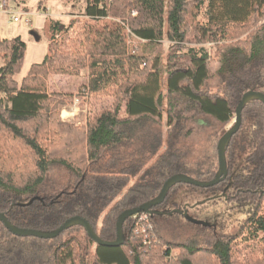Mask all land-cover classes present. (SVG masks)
<instances>
[{"label": "trees", "instance_id": "16d2710c", "mask_svg": "<svg viewBox=\"0 0 264 264\" xmlns=\"http://www.w3.org/2000/svg\"><path fill=\"white\" fill-rule=\"evenodd\" d=\"M204 3L205 23L198 24L196 15ZM84 10L67 26L48 19L45 58L31 66L20 84L15 76L26 44L17 37H0V213L17 228L41 232H52L77 216L101 240L113 241L118 216L155 198L163 183L179 173V164L170 165L175 126L209 116L221 126L220 138L243 94H264V0H85ZM133 39L135 44L129 41ZM163 42L169 43L166 49ZM190 44H211L214 55L203 48L185 50ZM85 69L87 83L76 93L50 92V76L79 77ZM213 78H218L215 89L209 86ZM74 98L87 106L83 125L59 117V109ZM102 99H110L111 107L95 111ZM163 118L169 127L167 152L144 170L162 145L157 125ZM139 125L158 128L154 144L144 148L147 152L140 146L130 150V130ZM225 156L224 181L208 189L175 185L155 207L172 214H148L154 228L149 244L143 245L138 232L144 213L124 222V243L118 248L96 246L80 226L43 240L14 236L0 223V264H240L232 255L234 240L264 234L260 102L244 106ZM54 166L67 171L65 182L52 174ZM216 170L212 162L202 181L213 179ZM191 192L208 197L202 205H196L202 200L177 201ZM220 202L246 216L239 233H219L217 218L189 216L192 209ZM185 207L196 221L198 240L189 245L177 242V235L170 240L158 236L154 220L192 223L174 212ZM254 259L245 264H264V258Z\"/></svg>", "mask_w": 264, "mask_h": 264}, {"label": "rangeland", "instance_id": "374dc122", "mask_svg": "<svg viewBox=\"0 0 264 264\" xmlns=\"http://www.w3.org/2000/svg\"><path fill=\"white\" fill-rule=\"evenodd\" d=\"M65 9L68 11L66 17L60 18V23L64 26H67L69 21L77 16H84L85 10V0H75ZM205 8L206 3L200 5L198 9V13L196 15V23H205ZM66 13V12H65ZM136 13L132 12V16H135ZM6 37L5 34H1V38ZM131 43H136V40H129ZM165 49L169 46L168 42H163ZM203 48L206 50L211 56L214 55V46L211 44H190L185 45V50L187 48ZM185 50H182L184 52ZM2 62H0V66ZM89 71L87 69L83 70L79 77H66V76H58L52 75L48 79V86L50 92L64 93V92H73L76 93L77 89L83 84L87 83ZM218 83V78H213L209 81V86L211 89H215ZM112 101L110 99H102L100 103L96 106L95 111H99L101 109H108L111 107ZM67 114V115H66ZM71 114V115H70ZM88 115L86 104H82L79 98H74L73 102L68 105H64L59 109V117L63 122L75 124V125H83L86 122V118ZM234 120V119H233ZM233 120L225 127V131L229 128ZM149 123H151L149 121ZM157 127L161 131L162 135V145L158 150L157 155L150 159L144 170L156 162L157 158L167 152L168 149V135H169V127L163 118L161 126ZM156 126L153 128H147L143 125L135 126L134 128H130L131 138L134 143L131 145L130 150H134L139 146L142 148L141 152H147V149L150 148L152 144H154L157 139V130ZM221 126L217 124L211 117L209 116H200L197 119L181 122L178 127H174L172 129V137L176 141L175 153L172 157L171 164H179L180 169H178V174H183L185 176L191 177L194 180L202 181L209 176L208 173V165L212 162L214 166H217V158H216V144L219 140V132ZM122 128H117L119 131ZM172 139V140H173ZM52 174L58 179L59 182L63 183L67 179V171L63 167L54 166L51 169ZM191 188V187H189ZM188 193V197L185 199H181L180 197L177 199L179 203L187 202L186 204H191L197 201H203L208 196L205 194L202 195H193ZM182 204V203H181ZM230 205V204H229ZM226 206L223 202L220 204H216L215 206L204 205L197 209H192L189 212V216L198 217L200 214L202 220L204 217L208 219L211 218V221H216L219 223V229L217 230L222 234H237L239 233L240 226L246 220V216L237 212V209L232 208L231 206ZM206 208V209H204ZM230 208V209H227ZM204 209V210H203ZM155 227L158 236H165V238L171 239L169 236H179L175 238L179 243L192 244V241L198 240V236L196 233L198 232L196 229L194 234V226L195 224L192 222H186L181 218H171L167 220H154ZM162 223L165 225L166 229L163 228ZM244 236H248L244 234ZM264 234L259 233L257 238L254 240L249 238L247 241H244L243 238L238 240H234L232 245L233 252L232 255L235 259L240 261V264H245V260L247 259H258L264 258ZM174 254V252H173ZM254 259V261H256Z\"/></svg>", "mask_w": 264, "mask_h": 264}, {"label": "water", "instance_id": "95a60500", "mask_svg": "<svg viewBox=\"0 0 264 264\" xmlns=\"http://www.w3.org/2000/svg\"><path fill=\"white\" fill-rule=\"evenodd\" d=\"M251 101H258L264 107V94L257 92V91H252V90L243 94L241 101L236 107L235 118L233 122L231 123L229 128L226 130V132L219 138L217 142V145H216L217 170H216V173L213 179H211L210 181H197L183 174H175L169 177L163 183L158 195L155 198H153L149 202L139 207L126 210L118 216L116 225H115L116 237L113 241L101 240L97 236V234L94 232L93 228L89 225V223L83 218H80L77 216L66 220L58 229L52 232H41V231H36V230L17 228L7 220L4 214H1V213H0V223H2L4 228L14 236L35 237V238L43 239V240L55 239L63 231H66L73 226H80L85 231L88 238L96 246L111 247V248L121 247L124 243V236H123V229H122L124 222L139 213H146L151 216H160L161 213L153 211L152 209L161 205L164 202L169 190L175 185L184 184V185L193 186L199 189H208V188L218 185L219 183L225 180L228 174L225 151H226L227 146L229 145V142L232 136L235 135L240 128L241 112L244 106ZM204 202L205 201H202L200 203H197L196 205H202L204 204ZM191 208H193V206ZM176 212L181 214L186 220L191 221V222H196L187 215L186 210H184L183 212H180V211H176Z\"/></svg>", "mask_w": 264, "mask_h": 264}, {"label": "crops", "instance_id": "0c3cea01", "mask_svg": "<svg viewBox=\"0 0 264 264\" xmlns=\"http://www.w3.org/2000/svg\"><path fill=\"white\" fill-rule=\"evenodd\" d=\"M8 2L9 6H14L17 0H8ZM67 7L69 5L61 0H26L22 3V8L31 14L32 24L30 26L14 24L9 20L5 10L0 9V37L1 34H5L6 37L2 39L7 40L17 37L26 44L21 71L15 76L18 84L21 83L32 65L41 64L45 58L48 19L60 22V18L66 17Z\"/></svg>", "mask_w": 264, "mask_h": 264}, {"label": "built area", "instance_id": "2783aa9c", "mask_svg": "<svg viewBox=\"0 0 264 264\" xmlns=\"http://www.w3.org/2000/svg\"><path fill=\"white\" fill-rule=\"evenodd\" d=\"M25 1L26 0H17V3L14 6H9V2L7 0H2L0 3V9L5 10L9 20L14 24H24L26 26H30L32 24L31 14L25 12L22 8V3ZM137 215H134L132 218L136 219ZM148 216V214L144 213L141 219L145 220V223L138 226V232L143 235V245L149 244L153 238L154 228L153 225L148 222ZM170 258L171 256H168V259Z\"/></svg>", "mask_w": 264, "mask_h": 264}, {"label": "flooded vegetation", "instance_id": "af4514ba", "mask_svg": "<svg viewBox=\"0 0 264 264\" xmlns=\"http://www.w3.org/2000/svg\"><path fill=\"white\" fill-rule=\"evenodd\" d=\"M153 211H158V210H156L155 208L154 209H152ZM184 210H186V212H187V207H185L183 210H181L180 212H183ZM176 211H179V210H175L174 212L175 213H177ZM159 212V211H158ZM170 211H167V212H165V213H161V214H164V215H171L172 214V212L171 213H169ZM179 216H182L181 214H179V213H177ZM183 217V216H182ZM184 218V217H183Z\"/></svg>", "mask_w": 264, "mask_h": 264}]
</instances>
